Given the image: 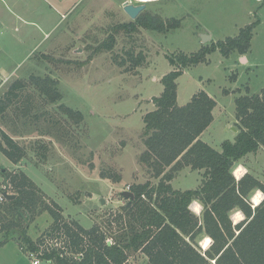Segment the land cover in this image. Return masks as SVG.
<instances>
[{
  "label": "rangeland",
  "instance_id": "1",
  "mask_svg": "<svg viewBox=\"0 0 264 264\" xmlns=\"http://www.w3.org/2000/svg\"><path fill=\"white\" fill-rule=\"evenodd\" d=\"M127 1L138 3L0 0V69L13 72L14 80L26 84L11 108L0 115V144L5 145V131L23 146L26 156L15 163L0 149V181L3 171H24L45 198L62 207L65 219L77 220L85 228L95 224L105 228L107 220L120 214L122 192L128 187L159 181L140 160L143 116L154 108L152 98L164 90L162 77L178 67L170 64V56L195 53L238 35L253 21H262L253 52L263 62L259 68L249 69L236 54L225 57L216 50L206 62L185 68L177 80L180 105L201 90L216 100L215 122L202 139L218 150L224 141L236 138L237 97L250 92L248 84L255 92L264 87V0L147 2L143 12L180 21L168 32L121 26L135 20L123 8ZM203 34L211 38L204 42ZM108 42L112 48L104 46ZM32 75L56 79L61 98L48 101L31 84ZM27 96L32 98L29 105ZM61 105L82 112L83 120L77 123ZM240 163L264 183V146L236 163L234 173L239 177ZM175 175L173 186L184 190L196 188L200 177L189 167ZM252 197L260 202L264 192L257 190ZM52 221L48 211L36 213L29 234L37 239ZM113 226L115 232V222ZM32 262L17 235L0 245V264ZM127 264L151 263L137 251L131 252Z\"/></svg>",
  "mask_w": 264,
  "mask_h": 264
},
{
  "label": "trees",
  "instance_id": "2",
  "mask_svg": "<svg viewBox=\"0 0 264 264\" xmlns=\"http://www.w3.org/2000/svg\"><path fill=\"white\" fill-rule=\"evenodd\" d=\"M258 24L259 20L253 21L241 27L238 35L205 45L195 53L169 57L170 64L178 67L162 77L164 90L152 98L154 108L143 116L140 160L159 181L134 184L130 189L134 198L124 197L121 213L106 221V229L97 224L85 228L77 220L65 219L62 207L45 198L24 171H3L9 191L17 196L0 201V245L17 235L19 246L28 255L37 253L49 264H127L131 252L137 251L145 253L151 264H264V198L255 207L251 201L255 190L264 192V183L251 173L240 179L234 175L241 158L264 146V88L237 97L236 138L224 141L218 150L200 138L214 120L216 100L201 90L180 105L177 81L185 68L206 62L216 50L225 57L235 52L246 54ZM179 25L177 19L141 12L121 26L168 32ZM104 46L113 45L108 42ZM30 82L48 101L61 98L58 81L51 76L32 75ZM25 85L14 80L0 96V115L11 108ZM25 100L29 105L32 98ZM61 107L77 123L83 120L82 112ZM2 136L5 145L0 144V149L9 160L17 163L26 156V150L10 134L2 131ZM186 166L202 171L200 185L173 188L170 181ZM194 200L203 204L202 219L190 210ZM234 210L245 216L237 224L231 218ZM43 211H48L53 221L34 239L29 222ZM114 222L118 227L115 232ZM201 234L212 238L206 250L199 244Z\"/></svg>",
  "mask_w": 264,
  "mask_h": 264
},
{
  "label": "crops",
  "instance_id": "3",
  "mask_svg": "<svg viewBox=\"0 0 264 264\" xmlns=\"http://www.w3.org/2000/svg\"><path fill=\"white\" fill-rule=\"evenodd\" d=\"M259 23H262V21H259ZM258 27V26H257ZM256 27V28H257ZM256 28H255V31H254V35H253V37H252V41H251V47H250V49H249V51L246 53V54H244V55H242V54H239L238 52H235V53H233V54H236V56H237V58H238V60L240 61V62H242V64L245 66V67H247V68H249V69H253L254 67L255 68H259L262 64H263V62L261 61V60H258V57L255 55V54H253V52H254V38H255V36H256ZM255 72H256V69L254 70ZM237 76H238V74H237ZM236 79H237V77H236ZM235 79V80H236ZM247 86V89L251 92V93H259V92H261V91H259V92H255V91H252V87H251V85L250 84H248V85H246ZM250 88V89H249ZM264 88V87H263ZM262 88V89H263ZM261 89V90H262ZM215 108H216V106H215ZM215 108H214V110H213V114H214V120H213V122L211 123V125L201 134V136H200V138L202 139L203 138V136H204V134L209 130V128H211L212 126H213V124H214V122H215ZM203 140V139H202ZM203 141H205V142H208V141H206V140H203ZM208 144L209 145H211L212 146V144L211 143H209L208 142ZM213 147V146H212ZM215 148V147H214ZM217 149V148H216ZM240 166H238V167H240V168H242V172L243 173H241V176L239 177V176H237L235 173H234V175L236 176V178L237 179H240L241 177H243V175H245L246 173H250V172H248L247 171V167L244 165V164H242V163H240L239 164ZM191 168L190 166H186V167H184V168ZM184 168H182V169H184ZM181 169V170H182ZM192 169V168H191ZM181 170H179L178 172H180ZM194 170V169H193ZM241 170V169H240ZM239 170V171H240ZM178 172H176L175 174H177ZM241 172V171H240ZM197 173L199 174V179H198V184H197V187L200 185V183H201V179H202V171H200V170H197ZM252 174V173H251ZM253 175V174H252ZM174 176H176V175H174ZM257 178V177H256ZM173 179L175 180V177H173ZM173 179L170 181L171 182V184H172V186H173V184H174V181H173ZM196 187V188H197ZM173 188H175L174 186H173ZM175 189H180V188H175ZM192 189H195V188H192ZM181 190H184V189H181ZM186 190V189H185ZM258 191H261V190H259V189H257ZM257 190H255V191H257ZM254 191V192H255ZM254 192H253V194H252V196L254 195ZM253 200V202H255V199H253V197L251 198V201ZM257 206V205H256ZM190 210L194 213V214H196L197 216H199L200 217V219H202V215H203V210H204V207H203V204L199 201V200H194V201H192V203L190 204ZM236 214H238V217L236 218L235 217V215ZM240 216H242V217H240ZM231 218H232V220H233V224H237L238 222H240V221H242L244 218H245V216H244V214H243V212L242 211H240V210H234L233 212H232V215H231ZM199 244L201 245V247H202V249H203V246H202V244L200 243L201 242V240L202 239H205L204 240V243L203 244H205L206 242H207V240L208 239H210V242H209V244H208V246L206 247L205 245H204V247H205V249H207V248H209V246L211 245V243H212V238L210 237V236H208V235H205V234H201L200 236H199ZM142 252V251H141ZM148 257V256H147ZM213 262H215V261H213Z\"/></svg>",
  "mask_w": 264,
  "mask_h": 264
},
{
  "label": "water",
  "instance_id": "4",
  "mask_svg": "<svg viewBox=\"0 0 264 264\" xmlns=\"http://www.w3.org/2000/svg\"><path fill=\"white\" fill-rule=\"evenodd\" d=\"M137 2L138 3H134L132 1H127V2L124 3V6H123L125 12L133 19H136L139 16V14L141 12H143L145 10V8H146V2H141V1H137ZM210 38L211 37L209 35L203 34V41L204 42L207 41ZM3 194H4V196L7 199H13V198H15L17 196L16 194L11 193L9 191L8 184L6 185V189L3 191ZM122 196L125 197V198L133 199L134 198V193L132 191H129V190H124L122 192Z\"/></svg>",
  "mask_w": 264,
  "mask_h": 264
},
{
  "label": "built area",
  "instance_id": "5",
  "mask_svg": "<svg viewBox=\"0 0 264 264\" xmlns=\"http://www.w3.org/2000/svg\"><path fill=\"white\" fill-rule=\"evenodd\" d=\"M13 75H14L13 72L5 73L3 69H0V96L9 88L11 83L14 81ZM6 185L7 183L4 180L0 181V201L1 202L7 199L3 194V191L6 189ZM130 189L131 187H128L126 190L130 191ZM203 250H206L205 247H203ZM29 256L33 258V262H32L33 264H40L41 260H43L39 257L37 253H30Z\"/></svg>",
  "mask_w": 264,
  "mask_h": 264
},
{
  "label": "bare ground",
  "instance_id": "6",
  "mask_svg": "<svg viewBox=\"0 0 264 264\" xmlns=\"http://www.w3.org/2000/svg\"><path fill=\"white\" fill-rule=\"evenodd\" d=\"M137 1H141V2H146L147 3V2H153V1H158V0H137ZM255 203L256 204L260 203L258 198H255ZM240 217H242V216H240ZM209 242H210V239H208L207 242L204 245L207 247Z\"/></svg>",
  "mask_w": 264,
  "mask_h": 264
}]
</instances>
